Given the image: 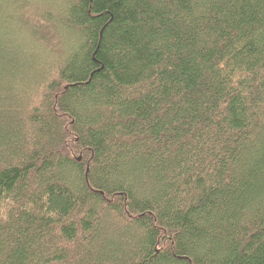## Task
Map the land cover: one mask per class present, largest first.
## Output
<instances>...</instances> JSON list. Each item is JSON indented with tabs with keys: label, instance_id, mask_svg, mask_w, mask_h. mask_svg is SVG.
Wrapping results in <instances>:
<instances>
[{
	"label": "trees",
	"instance_id": "1",
	"mask_svg": "<svg viewBox=\"0 0 264 264\" xmlns=\"http://www.w3.org/2000/svg\"><path fill=\"white\" fill-rule=\"evenodd\" d=\"M0 264H264V0H0Z\"/></svg>",
	"mask_w": 264,
	"mask_h": 264
}]
</instances>
